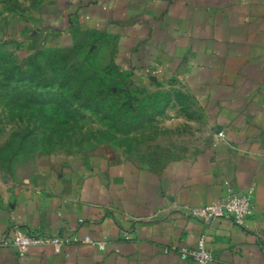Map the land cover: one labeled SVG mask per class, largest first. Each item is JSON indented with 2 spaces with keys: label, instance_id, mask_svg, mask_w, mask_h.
I'll list each match as a JSON object with an SVG mask.
<instances>
[{
  "label": "crops",
  "instance_id": "0c3cea01",
  "mask_svg": "<svg viewBox=\"0 0 264 264\" xmlns=\"http://www.w3.org/2000/svg\"><path fill=\"white\" fill-rule=\"evenodd\" d=\"M7 2L13 65L58 54L117 85V141H0V264H197L178 249L201 235L209 264H264V0ZM228 189L252 199L244 227L190 215ZM14 224L103 244L19 256Z\"/></svg>",
  "mask_w": 264,
  "mask_h": 264
},
{
  "label": "rangeland",
  "instance_id": "374dc122",
  "mask_svg": "<svg viewBox=\"0 0 264 264\" xmlns=\"http://www.w3.org/2000/svg\"><path fill=\"white\" fill-rule=\"evenodd\" d=\"M9 8L7 0H0V123L7 127L0 141L26 139L46 151L117 141L113 130L117 85L88 84V77L82 74L79 78L65 68L58 54L45 59L35 55L29 67L13 65L11 60H23L26 51L12 42L6 21ZM39 59L45 60V66L39 65ZM88 95L108 99H88ZM106 103L107 107H100ZM19 129L23 130L15 131Z\"/></svg>",
  "mask_w": 264,
  "mask_h": 264
},
{
  "label": "built area",
  "instance_id": "2783aa9c",
  "mask_svg": "<svg viewBox=\"0 0 264 264\" xmlns=\"http://www.w3.org/2000/svg\"><path fill=\"white\" fill-rule=\"evenodd\" d=\"M251 211L252 199L249 195L228 189L222 197L191 208L190 215L203 223H209L215 219H230L235 225L244 227ZM70 242H82L100 247L103 244L102 241L95 240L88 235L67 237L37 234L24 230L17 224L12 226L11 246L19 256H24L32 246H50L55 253H58L65 244ZM178 254L182 259H191L197 264H209L211 261V253L205 245L204 235L198 238L194 248L181 247L178 249Z\"/></svg>",
  "mask_w": 264,
  "mask_h": 264
}]
</instances>
